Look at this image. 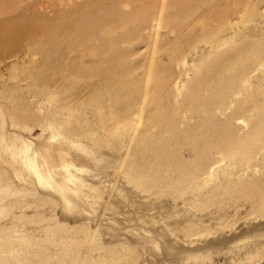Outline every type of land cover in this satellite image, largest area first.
<instances>
[{"label":"rangeland","instance_id":"rangeland-1","mask_svg":"<svg viewBox=\"0 0 264 264\" xmlns=\"http://www.w3.org/2000/svg\"><path fill=\"white\" fill-rule=\"evenodd\" d=\"M0 264H264V0H0Z\"/></svg>","mask_w":264,"mask_h":264},{"label":"bare ground","instance_id":"bare-ground-1","mask_svg":"<svg viewBox=\"0 0 264 264\" xmlns=\"http://www.w3.org/2000/svg\"><path fill=\"white\" fill-rule=\"evenodd\" d=\"M22 34V33H21Z\"/></svg>","mask_w":264,"mask_h":264}]
</instances>
